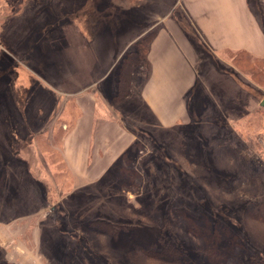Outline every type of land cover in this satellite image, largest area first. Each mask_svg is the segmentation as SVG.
<instances>
[{
  "label": "rangeland",
  "instance_id": "374dc122",
  "mask_svg": "<svg viewBox=\"0 0 264 264\" xmlns=\"http://www.w3.org/2000/svg\"><path fill=\"white\" fill-rule=\"evenodd\" d=\"M177 2L0 0V264L264 259V75L237 66L226 99L192 88L189 120L163 128L147 120L137 68L116 104L133 143L87 183L64 161L77 118L108 108L123 58ZM237 240L240 261L220 251Z\"/></svg>",
  "mask_w": 264,
  "mask_h": 264
},
{
  "label": "crops",
  "instance_id": "0c3cea01",
  "mask_svg": "<svg viewBox=\"0 0 264 264\" xmlns=\"http://www.w3.org/2000/svg\"><path fill=\"white\" fill-rule=\"evenodd\" d=\"M178 3L174 16L160 18L148 31H142L149 35L148 67L139 73L142 79L137 95L147 120L163 128L187 122L189 100L202 92L209 94L215 89L218 96L231 98L237 69L230 63V52L244 50L264 58V0ZM196 86L198 94L190 98ZM113 90L101 96V101L108 103L106 110L94 112L90 108L77 118L74 137L68 148L63 147L64 153L61 151L68 169L83 183L109 169L136 136L126 116L112 103Z\"/></svg>",
  "mask_w": 264,
  "mask_h": 264
},
{
  "label": "trees",
  "instance_id": "16d2710c",
  "mask_svg": "<svg viewBox=\"0 0 264 264\" xmlns=\"http://www.w3.org/2000/svg\"><path fill=\"white\" fill-rule=\"evenodd\" d=\"M148 41H149V36L148 37H144L142 39V44H138V46L129 51L125 57L123 58V61L119 67V71H118V75H117V89L115 94L112 96V103L114 105H116L117 103L121 102L124 97L128 94V92L131 91V85H130V80H131V76L133 75V73H135V71L137 70V68H142L145 67V69L148 67V61L146 58V51H147V45H148ZM230 61L231 63H233L235 65V67H240L242 70H244L245 72H248L251 77H255V75H259L261 76V78H263L262 76L264 75V58L261 57H256L251 55L250 53L244 51V50H237L234 52H230ZM101 226H100V225ZM92 226H95L99 229H101L100 227L103 228V230H110L113 227H115L113 224L100 220L99 222H92L91 224ZM235 249L236 255L235 256H231V251L232 249ZM240 248H242V243L237 240L235 245H224V246H220V251H222V254H225L226 257L232 258L231 260H238L240 261L242 258V255L240 253ZM173 249H175V253H180V247H173ZM148 256H158L159 254H161V252L159 253V251H154V252H150L147 253ZM247 261L245 263L242 264H264V259L260 258L259 256H257V254L255 252H249L247 255ZM179 259V257H178ZM177 258H174L173 260H166L165 262L168 264H173L175 262L178 261ZM168 261V262H167ZM243 262V261H241ZM144 262L142 260H140V258H134L133 261H131V264H143Z\"/></svg>",
  "mask_w": 264,
  "mask_h": 264
},
{
  "label": "water",
  "instance_id": "95a60500",
  "mask_svg": "<svg viewBox=\"0 0 264 264\" xmlns=\"http://www.w3.org/2000/svg\"><path fill=\"white\" fill-rule=\"evenodd\" d=\"M259 105L264 107V96L261 98L260 102H259Z\"/></svg>",
  "mask_w": 264,
  "mask_h": 264
}]
</instances>
